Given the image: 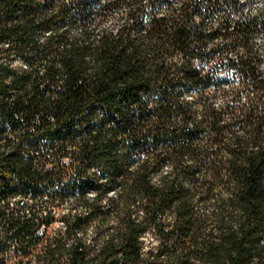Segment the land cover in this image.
I'll list each match as a JSON object with an SVG mask.
<instances>
[{
  "label": "trees",
  "instance_id": "trees-1",
  "mask_svg": "<svg viewBox=\"0 0 264 264\" xmlns=\"http://www.w3.org/2000/svg\"><path fill=\"white\" fill-rule=\"evenodd\" d=\"M239 7L0 0V202L41 205L8 264H264V15L213 22Z\"/></svg>",
  "mask_w": 264,
  "mask_h": 264
},
{
  "label": "built area",
  "instance_id": "built-area-1",
  "mask_svg": "<svg viewBox=\"0 0 264 264\" xmlns=\"http://www.w3.org/2000/svg\"><path fill=\"white\" fill-rule=\"evenodd\" d=\"M37 203L30 197H24L21 195L11 199L9 205L5 201L0 202V218H5V225H0V264H8L10 259L18 260L20 258L21 251L18 249L16 253H9L8 246L10 244L15 245L19 248L17 239L11 240L12 233H8L7 227L9 220L16 222H25L31 220L32 223H38V217L34 212ZM15 233V232H14ZM41 231L37 232L40 235Z\"/></svg>",
  "mask_w": 264,
  "mask_h": 264
},
{
  "label": "rangeland",
  "instance_id": "rangeland-1",
  "mask_svg": "<svg viewBox=\"0 0 264 264\" xmlns=\"http://www.w3.org/2000/svg\"><path fill=\"white\" fill-rule=\"evenodd\" d=\"M174 1V0H170ZM175 1H181V0H175ZM220 2H223L224 0H219ZM161 9L166 8V4H161ZM123 11V10H122ZM120 12V14L122 13ZM230 13L231 17L235 20L238 21L240 19H243L245 17H253L255 15H264V0H240V7L239 8H230V9H223L219 8L215 14L216 20H214V23L220 22L226 14ZM111 24V22L109 23ZM254 46L255 48L259 51L262 59V69H264V29L260 32L258 36H256L254 40ZM243 52L239 50L234 51L231 53L234 58H237L240 56ZM34 212L36 214V217L41 214V205L38 204L36 208H34ZM56 212L55 208L53 205L48 204L44 207V215H54ZM55 225L52 226L50 229V232L54 231ZM150 240V239H148ZM147 240V241H148ZM146 241V240H145ZM146 241V242H147ZM149 242V241H148ZM19 248L15 247V245L10 244L8 246V252L13 254V253H18L16 252ZM32 264H35L34 258H32Z\"/></svg>",
  "mask_w": 264,
  "mask_h": 264
},
{
  "label": "bare ground",
  "instance_id": "bare-ground-1",
  "mask_svg": "<svg viewBox=\"0 0 264 264\" xmlns=\"http://www.w3.org/2000/svg\"><path fill=\"white\" fill-rule=\"evenodd\" d=\"M0 225H5V218H0Z\"/></svg>",
  "mask_w": 264,
  "mask_h": 264
}]
</instances>
